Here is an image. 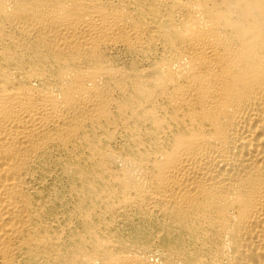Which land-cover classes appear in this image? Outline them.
Here are the masks:
<instances>
[{
	"label": "bare ground",
	"instance_id": "1",
	"mask_svg": "<svg viewBox=\"0 0 264 264\" xmlns=\"http://www.w3.org/2000/svg\"><path fill=\"white\" fill-rule=\"evenodd\" d=\"M0 264H264V0H0Z\"/></svg>",
	"mask_w": 264,
	"mask_h": 264
}]
</instances>
